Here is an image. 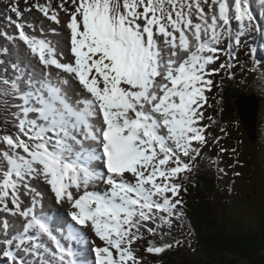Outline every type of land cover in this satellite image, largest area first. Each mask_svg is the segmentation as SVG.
<instances>
[{
  "label": "snow or ice",
  "instance_id": "snow-or-ice-1",
  "mask_svg": "<svg viewBox=\"0 0 264 264\" xmlns=\"http://www.w3.org/2000/svg\"><path fill=\"white\" fill-rule=\"evenodd\" d=\"M23 2L0 0V54L33 66L0 76V264H154L182 246L166 236L205 150L243 167L210 94L235 77L221 54L264 35V0Z\"/></svg>",
  "mask_w": 264,
  "mask_h": 264
},
{
  "label": "trees",
  "instance_id": "trees-1",
  "mask_svg": "<svg viewBox=\"0 0 264 264\" xmlns=\"http://www.w3.org/2000/svg\"><path fill=\"white\" fill-rule=\"evenodd\" d=\"M231 89L227 91L228 101L225 102L226 109L222 112L228 118L236 116L234 103L239 96L236 87L233 86ZM6 116L8 113L4 111L0 101V122H3ZM223 118L225 120V117ZM216 134H219V128ZM263 147V145L259 146L257 152L261 153ZM262 157V163H264V156ZM252 160L253 153L251 152L250 164ZM207 164V168L200 172L201 175H194L195 180H193L196 186L190 185L195 204L193 205L194 212L190 210L187 215L190 220L189 228L183 227L178 229L177 233L175 232L177 240L182 241L183 239L186 245L182 244L181 247L162 254L156 261H162V264H264V209L255 224L243 223V217H240L241 219L227 217L226 203L229 204L233 194L229 190L220 189L214 170L209 163ZM251 167L254 165L251 164ZM253 176L242 175L245 180L244 188L250 183L251 185L258 184ZM236 186L239 193L238 183ZM241 197H243L242 193ZM256 198L259 197L252 196V200ZM251 203L248 202L247 206L250 207ZM257 205L261 207L259 200H257ZM191 230L196 232V239L192 236ZM166 237L170 240L175 238V236ZM156 261H153L154 264Z\"/></svg>",
  "mask_w": 264,
  "mask_h": 264
},
{
  "label": "rangeland",
  "instance_id": "rangeland-1",
  "mask_svg": "<svg viewBox=\"0 0 264 264\" xmlns=\"http://www.w3.org/2000/svg\"><path fill=\"white\" fill-rule=\"evenodd\" d=\"M31 2H32V0H29V3H31ZM20 7H21V9H23L25 7L23 0H20ZM0 13H1V17L0 18L2 20L1 23H0V31L7 30L11 34L12 33V29L5 27L6 26V21L4 20V17L7 14V12H6V9L4 8L3 3H0ZM38 15H39L38 13L33 12L31 14V16H29V19L31 20L33 17H37ZM4 43H5L4 40L2 38H0V45H3ZM8 47L11 48L12 46L8 45ZM255 48L256 47H254L253 50H255ZM260 54H261V51H258V55L259 56H260ZM21 56L23 57V54H21ZM13 57H14L15 61H17L16 58H15V55H13ZM0 58L4 59V55L0 54ZM8 59L12 60V55H10V57ZM0 70H3V72L1 74L4 73L5 74L4 77L7 76L9 79H11L13 77V74H14V69L13 68L10 70L7 65L3 64V65H0ZM25 71L28 72L26 70V68H25ZM246 75H248V74H246ZM253 76L254 75L252 73H249L248 78L252 79V78H254ZM213 96H215L214 92H213ZM263 116H264V112L262 114V117ZM238 121L240 123V126L243 127V125L241 124L239 118H238ZM261 131L262 130H260V132ZM223 144H224L225 147H233V146H235V142H233V141H228V142H225ZM253 144L255 145L256 142L253 143ZM253 144H251V143L249 144L248 142L244 143L245 148H244L243 154L241 155L242 159H239L241 162L243 160V162H242L243 167H239V166H237V167L240 170V172L242 173V175H244V176H246V175H254L253 176L254 180L256 182H259V184L251 185V183L249 182L250 184H247L246 187L244 188V186H243V184L245 182L244 178L242 176L239 179L237 177H235V178L238 179V182H237L238 183V188L241 191L239 190V193H238L237 189H236V191L233 194V198L230 199V201H229V204L226 203V207H228V210L225 211L227 217H229V218L237 217L239 219H241L240 217H243L242 218L243 223H247L248 222L250 224H255L256 221L260 219V216H261V213H262V209H264V195H261V192L264 189V175H263V171L259 170V166H258V162H257L258 155L262 156V153L264 154V151H262V153H259L257 155V147H253V160L251 161V164L254 165V167H251V164H250V148H252ZM234 159L235 158H230L227 155H224L222 157V162L225 164L227 171H230V170L233 169L232 167H230V165H232L234 163ZM260 166H262L261 163H260ZM252 169H253V174H252ZM234 171H236V167L234 168ZM259 173H261L262 175H259ZM220 176H222L224 178V180L223 179H221V180L226 185L235 186V184L233 182H231L230 180L226 179V175H220ZM220 176H219V178H220ZM231 176H233V175H228V177L230 179H232ZM194 178L195 177H193L192 179H194ZM188 189H189L188 193L184 195V199L187 202V207L185 209L187 215H188V212H190V210L193 211V205L195 204V202H194V200L192 198V195H191L192 193L190 191V189H191L190 184L188 186ZM255 191H257V193H254ZM241 193H242L243 197H241ZM253 195L254 196H258L259 198H256V199L252 200V196ZM257 200H259L261 202V208L259 207V205L256 206ZM248 202H252L250 207L247 206ZM187 215H186V219L185 220H186V222H190V220L187 217ZM173 228H174L173 229L174 231H178L177 226H174ZM194 237L196 239V236H194ZM149 259L154 261V260L157 259V257L156 256H149Z\"/></svg>",
  "mask_w": 264,
  "mask_h": 264
},
{
  "label": "water",
  "instance_id": "water-1",
  "mask_svg": "<svg viewBox=\"0 0 264 264\" xmlns=\"http://www.w3.org/2000/svg\"><path fill=\"white\" fill-rule=\"evenodd\" d=\"M236 107L238 115L242 121L243 127L250 138V140L256 142L257 137V123L259 113V103L253 98L248 101H244L241 97L236 101Z\"/></svg>",
  "mask_w": 264,
  "mask_h": 264
},
{
  "label": "bare ground",
  "instance_id": "bare-ground-1",
  "mask_svg": "<svg viewBox=\"0 0 264 264\" xmlns=\"http://www.w3.org/2000/svg\"><path fill=\"white\" fill-rule=\"evenodd\" d=\"M262 18H259V20H261ZM255 34V32H253L252 34H251V36H253ZM16 60L20 63V65L22 66V68H26V70L28 71H32L30 68H33V66H30V65H28L27 64V61H25L24 60V58L21 56V54H20V56L18 57V56H16ZM243 99H244V101L246 102V101H248V100H251V99H253V96H247V95H244L243 96ZM54 207H57L58 208V212H57V215L56 216H59V215H61L65 210L64 209H60L57 205H55L54 203L53 204H51V205H49V208H48V210H49V212L50 213H52V210L54 209ZM55 210V209H54ZM155 258V257H154ZM157 260H158V257H157ZM156 261V260H155Z\"/></svg>",
  "mask_w": 264,
  "mask_h": 264
}]
</instances>
